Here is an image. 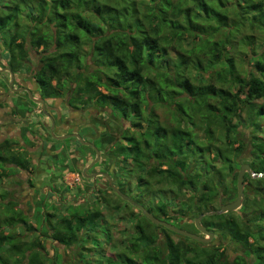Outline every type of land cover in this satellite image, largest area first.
Masks as SVG:
<instances>
[{"label":"trees","instance_id":"1","mask_svg":"<svg viewBox=\"0 0 264 264\" xmlns=\"http://www.w3.org/2000/svg\"><path fill=\"white\" fill-rule=\"evenodd\" d=\"M0 47L11 71L20 70L31 52L38 54L32 77L42 98L66 94L68 106L92 102L106 108V116L130 119L114 149V168L141 189L117 188L135 194L131 199L142 205L150 196L149 212L195 217L213 209L215 199H233L232 158L246 147L249 169L264 172V0H0ZM156 106L167 108L171 124L159 121ZM195 116L197 123L205 121L199 139L190 131ZM108 140L113 137L94 145L100 151ZM25 153L2 140L0 167L28 170ZM226 175L232 180L224 182ZM244 176L253 191L252 209L246 201L239 215L228 211L200 219L213 235L234 244L233 256L208 242L174 240L175 233L141 216L145 224L132 222L131 234L107 264H264V233L254 227L264 217V177ZM48 208L34 226L0 185V264H46L40 236L73 248L80 260L72 264H85L84 253L104 256L100 240L107 234L93 233L95 223L104 221L97 208L82 213L68 205L73 211L66 214ZM111 209L120 208L114 203ZM14 229L35 233L26 241L27 234Z\"/></svg>","mask_w":264,"mask_h":264},{"label":"rangeland","instance_id":"2","mask_svg":"<svg viewBox=\"0 0 264 264\" xmlns=\"http://www.w3.org/2000/svg\"><path fill=\"white\" fill-rule=\"evenodd\" d=\"M85 50L87 51L88 49L85 48ZM37 55L38 54L31 52L29 57L30 62L27 61L24 63L25 75H28L29 67L35 62ZM0 62L3 63V61ZM10 97L12 98V96ZM66 98L67 96L64 94L61 98L49 99L50 102L48 105L57 111L60 109L59 113L61 118H63V123L61 124H57V119L53 118L55 119L53 122V132L55 135L69 134L71 132L85 133V135L88 134V137L92 138L93 144L97 143L101 137H113L112 141H109V139L102 145L99 151V158L89 169L85 170V173L97 168L102 171L106 170V172L110 173L107 174L109 176L111 175V180L116 186L120 184L118 186L125 189L127 188L126 186H129L132 188L133 193H135L134 191L139 192V189L141 188H138L137 186L132 187L133 181L130 182V179L125 176L124 170L117 167L114 168L116 158L114 149L116 148L118 141L121 140L119 139L121 129L129 125L130 119L126 122L119 118L115 119L111 116H106V108L97 107L92 102H89L83 107L77 103L68 106L65 103ZM28 100L30 99L28 98ZM10 101L11 99L7 100L8 103H10ZM7 102L3 103L4 105L0 103V118L9 111L8 107L10 105H8ZM22 104L26 105L25 102ZM27 109L28 108L18 109L14 121L9 123V133L7 136L5 137L2 135L3 132L0 131V142L4 138L8 139L13 151H22V149L25 148V155L30 163V168H28L27 171H20L13 165L11 167L9 164H4L3 167H0L1 187L7 190L9 196L16 204V208L21 209L22 213L27 217V221L34 226H36V221L39 222L42 218V213L50 210L48 206L55 207V214H61L62 212H65L66 214L67 211L70 212L73 211V209H78V211L83 213L87 210L97 208L102 214L104 221L95 223L96 226L93 233L107 234L106 238H101L100 240L99 249L103 250L104 256L95 251L90 253L91 255L84 253L82 257L86 258L85 264H98V259L101 261L100 264H107V256L119 249L121 247V241L126 242L127 236L131 234L132 222L138 219L142 224H145V221L142 220L136 209L115 198L106 186L102 185L101 188H99L98 182L105 184L104 177H93V180L82 178L91 175L94 176L93 173L84 174L81 177L80 171L82 173L84 167H86L95 156L89 147L85 146V144L81 145L79 140L77 142L80 144L75 145L76 142L74 141V137L71 136L61 140L51 139L48 137V120L45 119L43 115L33 114V112H30L31 109L30 111ZM25 110L30 113L29 116H27L28 114H23ZM154 113L158 116V119L161 122H168V119L171 117L167 108L163 106L154 107ZM25 116L26 118H24ZM197 118L198 116L194 117L196 125L190 127V131H192L193 137L199 139L204 134L202 128L205 126V121L197 123ZM260 122L261 125L264 124V120H261ZM168 123L171 124L170 121ZM213 127L215 133L213 140H215V145H219L220 143L218 141L221 139V137H219L220 130H218L215 125ZM0 130H2L1 125ZM24 130L27 131L24 132ZM242 131L247 133L246 131L248 130L243 129ZM151 139H154V137L151 136ZM42 141H47V144L44 145ZM236 144L237 143L235 142L233 145L236 146ZM59 148H61V150H59ZM247 150V147L244 148L241 154L232 158L235 172L240 163H247L249 161ZM204 155L207 156V153ZM211 163L215 165V168L219 167V161L217 159H213ZM193 168L194 166L191 165L189 171L193 170ZM225 171L226 169H223V172ZM223 179L224 182L232 180L230 175H226ZM48 187L52 188L50 192ZM247 188L248 187L246 186L245 190H242V202L246 203L247 201V208L252 209L254 206L250 204V201L252 200L251 195L253 194V191ZM147 198L151 197L145 195V199ZM155 198L157 197L155 196ZM151 201L152 200H150V202ZM114 203L119 205L120 209L117 212H114L111 209V206ZM212 203H214V201ZM68 205L73 209L71 208L67 210L66 207ZM245 207L246 205L244 204L234 211H237L239 215L240 211L244 210ZM130 215L132 217H130ZM178 216L179 215L175 214L173 217L177 218ZM58 217L59 216L55 217V219ZM189 218L191 219L192 217ZM53 219L54 218H51V220ZM257 220L258 224L254 226L257 228L256 233H264V217ZM146 225L148 227H153V225ZM14 232L19 233V235L23 234L22 237H24L26 233L27 235L24 237L26 241H28V239H30L35 233L33 230L25 231L24 229H14ZM256 235L258 237L260 236V234ZM171 237L174 239L177 238L175 235H171ZM204 237L207 236L204 235ZM158 240H160V238ZM39 242L44 245L45 251L47 252L46 256L48 262H46V264L52 262L49 259L54 260L55 264H72L73 262L76 263L77 259L80 260V258L77 257V254H73L74 250L71 247H64L50 238L43 236H40ZM208 243L224 248L228 257H231L234 254V244L229 242V240L220 233H215ZM86 245L89 246V244ZM95 249H97V247Z\"/></svg>","mask_w":264,"mask_h":264},{"label":"flooded vegetation","instance_id":"3","mask_svg":"<svg viewBox=\"0 0 264 264\" xmlns=\"http://www.w3.org/2000/svg\"><path fill=\"white\" fill-rule=\"evenodd\" d=\"M0 61H3L2 57H1V52H0ZM30 62V61H29ZM39 66V58H37L35 60V62L33 64L30 65V69H29V72L27 73L28 75H25V67L22 66V68L20 70H16V71H11L10 68L7 66V64L3 61V63L0 62V103L3 104L5 102H7V100H10V103H8V105H10L8 108L9 111H7L1 118H0V125L2 126V130H0L1 132H3L2 135H4L5 137L7 136V134L9 133V123H11L12 121H14V117H15V114H17L18 112V109H22V108H28L27 110L30 111L31 109V113L33 112V114H40V115H43L45 119L48 120L49 122V128H48V137H50L51 139H53L51 137V135L49 134V130L51 128V121H52V134L55 135V133L53 132V127H54V124L53 122L55 121V119H57V124H61L63 123V118H61L60 116V113H59V110L58 111L56 109H54L53 107H51L49 104V99H45V98H42L40 95H39V92L37 90V87H36V83L33 79V73L35 72V70L38 68ZM6 68H8L10 71H11V75L10 73L6 70ZM26 90H28L32 96V98L34 99H42L43 100V108H44V112H42L40 110V104L33 101V100H28V95H27V92ZM12 96V98L10 97ZM55 99V98H54ZM23 102H25L26 105L22 104ZM66 103V102H65ZM4 105V104H3ZM31 108H30V106ZM67 105V104H66ZM25 106V107H24ZM30 108V109H29ZM27 110H25L24 113L23 111V114H28L27 116H29L30 113L27 112ZM12 111V112H11ZM26 118V116L24 117ZM29 118V117H28ZM55 118V119H53ZM41 124V123H40ZM4 126V127H3ZM27 131V130H26ZM24 130V132H26ZM71 133H76V132H71ZM69 133V134H71ZM77 134H81V133H77ZM85 137H87L88 140L86 141H83L85 143H92V138L88 137V134L84 135ZM81 137V136H80ZM6 139V138H4ZM3 139V140H4ZM74 141L76 142V138L74 137ZM47 141H42V143L45 145L47 144L46 143ZM83 144V143H82ZM93 144V143H92ZM23 145V144H22ZM76 145V144H75ZM94 145V144H93ZM85 146L89 147L90 149H92L89 145H86ZM95 146V145H94ZM24 147V145H23ZM60 147V146H59ZM96 147V146H95ZM25 148L22 149V151L24 150ZM59 150H61V148H59ZM242 164H247V166L249 167L248 163H240L238 166H237V171L236 173L238 172V169L240 167V165ZM234 166V164H232ZM18 168V167H16ZM20 171H25L24 169H20L18 168ZM235 170V168H234ZM27 171V170H26ZM99 172H104L102 171L101 169H95L93 171H88L87 173L84 172V174H90V173H93L94 176H90V177H82V173L80 171V175L82 178H88L89 179H92L93 180V177L94 178H100V177H104L103 175L99 174ZM244 175H247L246 172L243 173V179H245ZM105 178V177H104ZM87 180V181H88ZM106 178H105V184H101L98 182V185H99V188H101L102 185L106 186ZM130 182H132V178L130 180ZM244 182V185H243V189L242 190H245V187L247 186V182L246 180H243ZM236 185V183H235ZM108 186V185H107ZM106 186V188H107ZM113 186L117 187L116 185L113 184ZM111 189V188H110ZM48 190L49 192L52 190L51 187H48ZM112 190V189H111ZM113 191V190H112ZM114 192V191H113ZM235 193H236V187H235ZM245 193V191H244ZM126 196H130L129 198L131 199L132 196L134 198L135 194H132V193H128L126 191V193H124ZM221 197L223 198V194L221 195ZM235 198V196H234ZM233 198V199H234ZM122 199V198H121ZM233 199H231L230 201H232ZM132 200V199H131ZM148 199H145L144 197L142 198V201L144 202V204H140L138 202H135L134 200H132L133 202L137 203V204H140L141 206H143V208L145 210H147L146 208L147 207H151L154 203L153 202H150V201H147ZM157 200V199H156ZM122 201L125 203V204H129L131 207H133L134 209H136L138 211V213L140 214V216H143L141 214V212L133 205H131L130 203H128L126 200L122 199ZM229 202V201H228ZM223 203H226V202H220L218 199H215L214 200V203H212V207L213 209L211 210H207V211H203L199 214H202L204 212H211V211H214L216 210L219 205L223 204ZM243 203V202H242ZM146 205V207H145ZM148 211V210H147ZM149 212V211H148ZM153 217L159 219V220H163V221H166L168 223H170L171 225L177 227V228H180L182 229L181 227H183L185 231H188V232H191V233H194V234H198L200 236H204L203 234L199 233L198 230L195 229L194 227V223H193V220L194 218L196 217H192L191 219L188 217V215L186 216H178L177 219V223L176 221L172 220L173 216L175 215H168L167 217H164V216H161L159 214L156 213L155 210H152V212H149ZM204 216H208V215H204ZM144 217V216H143ZM172 217V218H171ZM203 217V216H202ZM201 217V218H202ZM145 219H147L146 217H144ZM175 218V217H174ZM200 218V219H201ZM148 220V219H147ZM199 223H200V220H199ZM201 224V223H200ZM159 226V225H157ZM192 226L194 228H192ZM157 233V239L160 238V241H163L164 239V234L162 231H160L159 229L156 231ZM214 233H218V232H214ZM175 236H177V238L175 239H178L179 236H183V235H179V234H174ZM214 236V235H212ZM171 237V235H170ZM186 237V236H184ZM162 238V239H161ZM188 238V237H187ZM174 239V238H173ZM174 239V240H175ZM191 239V238H190ZM194 241H196L195 239H192ZM211 240V239H210ZM196 242H199V241H196ZM201 243V242H200Z\"/></svg>","mask_w":264,"mask_h":264},{"label":"water","instance_id":"4","mask_svg":"<svg viewBox=\"0 0 264 264\" xmlns=\"http://www.w3.org/2000/svg\"><path fill=\"white\" fill-rule=\"evenodd\" d=\"M6 70L10 73L11 75V71L6 68ZM28 98L39 103L40 104V110L42 112H44V108H43V100L42 99H34L32 98L30 92L28 90H26ZM49 134L51 135V137L53 139H64L67 138L69 136L71 137H75L77 140H79L81 143L89 145L93 150H94V159L86 166L84 167V169L82 170V175H84L85 170L89 169L99 158V150L92 144V143H85L82 141V138L80 137L79 134L77 133H71V134H63V135H53L52 134V121H51V128L49 130ZM246 172L248 174V176H253V177H264V172L259 173V172H253L249 169V167L247 166V164H242L240 165L238 172H237V176H236V193H235V198L232 201L223 203L221 205H219V207L211 212H204L202 214L197 215L194 220V227L196 230L199 231V233L206 235L207 237L204 236H200L198 234H194L188 231H185L183 229L177 228L173 225H171L170 223L163 221V220H159L155 217H153L147 210H145L143 208V206H141L140 204H137L135 202H133L128 196H126L125 194H123L122 192L119 191V189L115 186H113L112 184V180L111 177L106 173V172H99V174L103 175L106 178L107 181V185L109 188H111L120 198L126 200L128 203H130L131 205L135 206L140 212L141 214L146 217L151 223H153L154 225H159L164 227L165 229L179 234V235H183L186 236L188 238L191 239H195L196 241H199L201 243H205L208 242L211 238H212V233L210 231H208L207 229H205V227L203 225H201L199 223V220L202 216L204 215H217V214H221L224 212H228V211H234L237 208H239V206L242 203V189H243V173ZM92 176V175H91ZM90 177V176H88Z\"/></svg>","mask_w":264,"mask_h":264}]
</instances>
